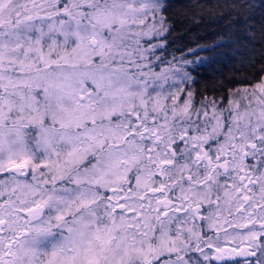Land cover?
Returning a JSON list of instances; mask_svg holds the SVG:
<instances>
[{
  "label": "snow or ice",
  "instance_id": "1",
  "mask_svg": "<svg viewBox=\"0 0 264 264\" xmlns=\"http://www.w3.org/2000/svg\"><path fill=\"white\" fill-rule=\"evenodd\" d=\"M0 264H264V0H0Z\"/></svg>",
  "mask_w": 264,
  "mask_h": 264
},
{
  "label": "trees",
  "instance_id": "2",
  "mask_svg": "<svg viewBox=\"0 0 264 264\" xmlns=\"http://www.w3.org/2000/svg\"><path fill=\"white\" fill-rule=\"evenodd\" d=\"M259 4L260 0H256ZM188 33L185 35V33ZM176 45L188 44L191 37L199 35L205 36L202 28L196 27L194 24H190L187 19L182 23H177L175 29ZM194 46V45H192ZM261 62L257 61L256 67H246L240 64L239 59L225 61L220 64H213L210 67H205L200 70L198 85L194 87L203 88L205 84L209 86V95H211V87H216L217 93H229L236 88L243 86H250V84L237 82L242 76L247 75L251 80L254 76L258 79V69Z\"/></svg>",
  "mask_w": 264,
  "mask_h": 264
}]
</instances>
